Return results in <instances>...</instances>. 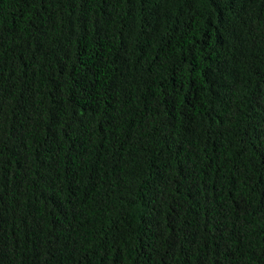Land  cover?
<instances>
[{"label":"trees","instance_id":"1","mask_svg":"<svg viewBox=\"0 0 264 264\" xmlns=\"http://www.w3.org/2000/svg\"><path fill=\"white\" fill-rule=\"evenodd\" d=\"M0 264H264V0H0Z\"/></svg>","mask_w":264,"mask_h":264}]
</instances>
